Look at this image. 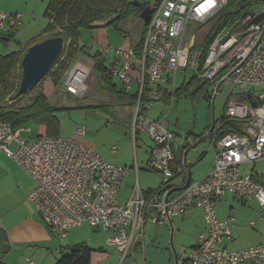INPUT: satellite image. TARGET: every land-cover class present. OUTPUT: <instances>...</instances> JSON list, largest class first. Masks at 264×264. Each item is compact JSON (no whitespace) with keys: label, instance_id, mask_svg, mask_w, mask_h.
<instances>
[{"label":"built area","instance_id":"2783aa9c","mask_svg":"<svg viewBox=\"0 0 264 264\" xmlns=\"http://www.w3.org/2000/svg\"><path fill=\"white\" fill-rule=\"evenodd\" d=\"M229 1L159 0L140 46L99 49L105 76L117 78L127 93L136 87L130 136L135 150L139 133H147L153 140L149 166L162 175L158 189L144 193L137 185L136 195L120 203L119 192L131 171L138 172V163L116 164L83 142L81 136L88 130L85 124L79 125L71 137L41 134L32 140L22 135L23 129L30 128H14L0 119V149L33 178L35 185L27 199L46 224L57 228L61 240L72 228L88 223L112 232L108 241L120 250L121 262L132 257L133 263L139 264L134 253L143 241L146 224L161 220L170 223L172 217L196 207L203 211L206 229L198 234L197 245L190 250L191 264H264V243L240 249L225 244L233 238L236 215L229 209L227 216L220 218L217 211L219 200L231 194L243 201L256 199L259 218L264 219V173L242 172L244 164L264 160V18L253 23L256 16L264 14V4L249 12L239 28L218 33L208 49L182 46L189 21L204 23ZM23 17L21 12L0 9V42L7 50L12 42L10 35L14 27L23 24ZM110 51L112 56L108 55ZM179 70H192L191 79L209 83L212 101L225 83L242 90L239 97L230 92L225 113L244 121L243 132L218 138L220 125L215 124L206 133L212 136L216 148L212 170L195 180L190 178L187 159L175 155V134L166 115L152 118L148 114L162 100L165 85L172 93L167 104L174 106ZM91 74V66L77 56L63 73L62 91L85 97ZM11 143H16V148H11ZM118 149L114 145L109 152L116 154ZM178 177L181 180L175 181ZM27 264L34 261L27 258Z\"/></svg>","mask_w":264,"mask_h":264},{"label":"rangeland","instance_id":"374dc122","mask_svg":"<svg viewBox=\"0 0 264 264\" xmlns=\"http://www.w3.org/2000/svg\"><path fill=\"white\" fill-rule=\"evenodd\" d=\"M22 9L24 10V6L22 7ZM21 13L24 14V24L21 25L20 28L23 26L26 27L27 24H25V22L28 16L30 15V13H27L26 11H21ZM219 14L220 13H218L214 18L204 23L189 21L186 38L182 44L184 49H188L191 47L193 49L197 46L205 47V41L212 28L213 20L216 19ZM248 14L249 12L245 13L237 21L236 26L227 29H236L239 28L240 25L245 24V19H247ZM118 26L123 29L124 32L118 29L115 24L102 25L97 27L104 28V30L110 31V47H118V44L120 47L122 45V41L125 40V38H130L129 41H140L141 37L144 34V29H146V22L142 18L141 14H139L138 12H133L129 16L121 20ZM43 28L44 27H40L37 31L28 30L27 33L23 32V34H20V36L18 33V40L20 39L22 42H25L28 38L34 35L41 34L43 32ZM20 30L21 29H19L18 31ZM56 31L59 30L56 29ZM88 32L89 30L87 29L83 30L80 40H82L84 44L92 45L93 43H90L92 39L89 38L88 35H86V33ZM13 35L14 32L10 35L11 39L13 38ZM49 36V33H47L46 37ZM80 44L81 43L78 42L79 47H86ZM0 47L3 53L19 49V45L16 43L15 40H12L11 46L9 48L10 50H7V47L2 44V42H0ZM26 50L27 47H25L22 53ZM82 56L84 55H81L80 58L84 59L87 64H92L91 58L85 59ZM19 72V77H21V66ZM193 75L194 73L192 70H187V72L184 70H179L176 75L177 85L180 86L185 79V81H190ZM41 81L42 84H40L41 82L38 83L32 90L23 94V105L30 104L34 99H36L39 92L41 91V88L42 90L44 88V91L46 90L45 93L47 95L49 94V96L52 97L53 104L59 105L60 107H64V109L61 110L60 113H58V117L61 121V136L71 137L70 135L73 133V131H75L77 126L85 124L88 127V133L86 134L84 139L88 140L93 146H95L100 154H106L112 146L118 145L120 147L118 156L116 158L118 162L123 164L127 163L129 165L132 163L134 156L133 147L131 143L132 138L130 136L132 129V120L129 119V116L133 114V106L129 103V101L123 103L120 101L122 98H126L124 97V95H122V98L120 95L119 100V94L115 92H110L106 88V84L102 79V74H97L95 70L94 72L92 70V74L89 79V90L86 94V97L78 99H74L66 93L62 96L60 93V88H57V84L54 82L53 79L48 76L43 78V80ZM113 82L118 86V89L121 90V82L117 78H114ZM198 84L192 85L185 93L175 97L174 106L172 108H170L169 104H164L163 102L158 101L155 105V109L153 111L151 110L148 113L149 116L155 118L160 114V110L163 109L162 114L166 115L167 120L169 122L170 130H176L178 132L181 130H192L198 135H203L205 131L210 128L214 119L219 120L221 118L222 114L225 111V106L229 98L230 91L233 92V97H239L242 90L238 86H234L232 83H225L219 89L213 102L211 99L207 98V90L205 88L201 92H199L197 96L193 95V92L197 88L203 87L205 83L200 82ZM60 86L61 84H59V87ZM135 89L136 87L134 88L133 93ZM240 99L243 98L240 97ZM87 103H96L98 107L95 108L93 106H85V104ZM25 127L31 128L34 131L33 134H37L40 125L34 121H30L25 125ZM24 134L28 135L29 137L33 136V134L27 132H24ZM138 137V156L140 158L141 165H143V168H146L144 163L148 155L145 152L144 148L148 149L150 146H153L154 143L149 137V135H146L144 133H139ZM142 139L145 143V145L143 146H141L140 144V140ZM211 141L212 139L210 138V136H207L206 138L201 139L200 143L196 148L191 149L189 151L188 159L192 164V173L194 179H197L196 171L200 168L203 169V167L207 165L208 160H212L215 155V148L211 147ZM173 144L176 150H179V146L181 145V143L176 138H174ZM141 147H143V149H141ZM202 155H204V157L199 160ZM242 172L245 174H255L258 172L264 173V160L258 161L257 163L244 164L242 167ZM140 178L141 186L143 188H158L159 183L162 182V175L154 170L152 171L151 169H141ZM134 179L135 177L133 175L126 178V191H129L130 187L134 183ZM221 199L217 204L218 214L220 215L225 212L227 213V211L231 209L234 215H236L237 217V226H240L239 230H236V237L238 238V240L235 242V244H232V247L237 248V246L239 245L250 246L252 245L250 243L262 241V237H264V219H261V221L263 222H258V225L255 229L250 228L249 226V222L251 221V219L258 221V202L251 200H249L248 202H242L238 198L234 199L231 195L222 197ZM230 206H232V208H230ZM253 212L254 214H251ZM202 216V213L199 212L198 215L195 216V218L190 221L187 220L184 222H182V218H174V226L176 229L175 234H173L172 237V243L171 232L166 222H161L160 224H158V227L151 224L148 225L149 231L152 230V232H150L151 236H153L152 241L154 240L150 244V246L158 247L157 253L161 256L162 260L164 259V264L167 255H171L168 264H176L175 253L179 256V259L182 255H188L190 253L192 245L191 242L196 239L195 234H197L194 231V228H196V226L200 224H203ZM85 226L91 229V231L94 230L93 233L97 235L107 234L106 232L100 231L97 228H90L88 224H85ZM63 252L66 253L67 250L64 249ZM55 254L57 255V253ZM59 256L60 253L57 257ZM126 260L124 264H129L128 260L131 264V257L127 258Z\"/></svg>","mask_w":264,"mask_h":264},{"label":"crops","instance_id":"0c3cea01","mask_svg":"<svg viewBox=\"0 0 264 264\" xmlns=\"http://www.w3.org/2000/svg\"><path fill=\"white\" fill-rule=\"evenodd\" d=\"M50 2L51 0H0L1 10L9 11L11 13H16V12H21V11H26L27 13L28 12L30 13V15L28 16L25 22V24H27L26 27L23 26L24 28L23 27L20 28V26L24 24V21H23V24H21L20 26L14 27L15 29H13L14 35H13L12 40H15L16 43L19 45V49L17 51L29 45L33 39L40 40L46 37V34H47L46 29H47V25L49 22L48 18L46 17V14L49 11ZM22 4L24 6V10L22 9L23 7ZM40 27H44L43 32H42L43 34L41 33L42 35L33 34L34 36L28 38L25 42L24 41L22 42L20 39L18 40V37H17L18 33L20 36V34L22 35L23 32L27 33L28 30L37 31ZM18 28L21 30L18 31L19 30ZM87 30H89V32L86 33V35H88V37L92 39L90 43H93V44L92 45L84 44L83 41L79 39V42L82 45L87 47V48L85 47V50L81 52L80 56L78 55L79 58L81 57V55H84L82 57H84L85 59L90 58L91 54H94L96 51H99L101 47L110 46L109 45L110 43V31L109 30H104V28H95V29H87ZM129 39L130 38H125V40L122 41L121 43L122 45L120 47H129L132 45H136L140 42V41L134 42L131 40L129 41ZM117 46L119 47V44ZM111 48H114V47L112 46ZM112 53L113 52L110 51L108 55L112 56L113 55ZM91 60H92V64H94V60L92 58ZM92 64H89L91 68H92ZM96 73L102 74L98 72ZM48 77L53 79L51 76H48ZM185 80L180 86L176 85V90L174 92L175 97H177L176 96L177 90L180 92L182 87L186 86L187 82H189ZM54 82L57 84V88H60L61 95L62 96L65 95V93L62 91V87L61 86L59 87V84H61V80L59 82H56L54 80ZM168 87H169L168 85H165L163 88V98L161 102H163L164 104H167V101L172 94L171 91L168 90ZM114 88L115 89H110V88H107V89L110 92H115L119 94L118 96L119 100H120V95H121V98L123 97L122 95H124V97L126 98H122L120 101L122 103L129 101V103L132 104L133 106L134 102H132L130 99L133 91L128 92V93L124 92L122 91V88L121 90H119L117 85ZM45 91L43 88V92L47 96L49 103L53 106L60 107L59 105L52 103V97H50L49 94L47 95ZM71 97L74 99H78V97H75V96H71ZM85 106H97V105L96 103H87L85 104ZM77 107H80V106H77ZM155 107L152 109V111L155 109ZM162 111L163 109L160 110V114L157 117L161 115ZM129 119L132 120V115L129 116ZM38 124L40 125V127H39L37 134H33L34 131L30 128V130L23 129L22 135L24 137H27L33 140V139L38 138L41 134H47L48 132L47 126L43 123H38ZM23 127L25 128V125H23ZM60 131H61V124H60V129H59V135H60ZM172 131L175 134L174 138H176L181 143V145L179 146V150H176L173 144V149H174L176 157L181 158L183 156L185 157L184 152L188 148L191 147L190 150L196 148L198 144L200 143L201 139H204L207 137L206 133L210 131V128L207 129L203 135H198L192 130H181L179 132L176 130H172ZM24 132L31 133L33 134V136L29 137L28 135H25ZM74 132L75 131H73V133L70 136H72ZM87 133H88V130L86 134ZM86 134L81 136V140L85 142L86 144L93 146L88 140L84 139ZM144 134L148 135L147 133H144ZM210 138L212 139V136H210ZM185 142L187 144H185ZM131 143L133 147L134 156H133L132 163L130 165L134 164V162L138 163L139 170L138 172L133 170L127 176V177H130L131 175H133L135 177L134 183L130 187L129 191H126L125 189L126 186H124V188L120 190L118 198H119L120 203L122 204L125 203L130 197L136 195L137 185H139L142 192L149 193L151 191L158 189L162 184V182H160L158 185L159 186L158 188L156 187L155 188H152V187L143 188L141 186V178H140L141 169H144V170L151 169L149 166V162H150L151 148L153 146H150L148 149L144 148L148 157L144 163L146 168H143V165H141V161L138 156L139 140H138L136 150L134 149L132 141ZM140 144L141 146L145 145L143 139L140 140ZM195 145L196 147H193ZM16 146H17L16 143H11L10 145V147L13 149L16 148ZM93 147L96 148L95 146ZM211 147L215 148V145H212V141H211ZM141 149H143V147H141ZM119 150L120 149H118V152L116 154H111L109 150L106 154L103 153V156H105L107 159H109L110 161L116 164L129 165L127 163L123 164V163L118 162L116 158L118 156ZM215 151H216V148H215ZM188 155H189V152H188ZM188 155L185 158L187 159L188 164L190 166V178L194 179L193 173H192V164L190 163V160L188 159ZM203 157L204 155H202L199 160H201ZM213 160H214V157L212 160H208L207 165H205L203 169L200 168L199 170L196 171L197 179L206 176L212 170ZM180 180H181V177H178L176 178L175 181H180ZM34 185H35V181L29 175V173L21 165H19L14 159L9 157L4 150L0 149V226L6 230L8 239H9L8 242L10 245L8 252L3 253V256H2V260L6 264H27V258H31L34 261V264H55L58 259L57 256L61 251H63L64 249L68 251L69 247L80 244V243H87L92 248L90 264H124L127 261L126 260L127 258H126L125 259L126 261L124 260L121 262L120 250L118 249L116 245L109 243L108 240L112 236V232L97 228L98 230L104 231L107 233L105 235H101V234L97 235L93 233L94 230L91 231V229L85 226V224H88V223H84L81 226L72 228L68 232L67 237L61 240L56 234L57 228L46 224L42 220L40 213L35 207V205L27 199V194L30 191V189L34 187ZM231 196H233L234 199L238 198L234 195H231ZM248 201H242V202H248ZM251 201H257V200L251 199ZM230 208H232V206H230ZM199 212H201L203 215V211L201 209L196 208V207H191L186 213L172 217L170 219V223L164 220H161L158 223H151V222L147 223L145 226V230H144L143 241L136 248L135 253H134V259L137 260L139 264H164V259L162 260L161 256L157 253L158 247L150 246V244L154 240L152 241L153 236H151V233H150L152 232V230L149 231L148 225L151 224V225L158 227V224H160L161 222L163 221L166 222L171 232V243H172V237H173V234H175V229H176L174 226V218H182V222L187 221V220L190 221L193 218H195V216H197ZM227 214H228V211L227 213L225 212L220 215L218 214V216L220 218H225ZM251 214H254V212ZM202 217H203V224H200L196 226V228H194V231L197 234H195L196 239L191 242L192 244L191 248L197 245L198 234L206 229L204 215ZM251 221L255 222L253 226L250 225ZM251 221L249 222V226L250 228H253V229L257 227L258 222H263L261 221L259 217H258V221L254 219L253 220L251 219ZM88 226H90V228H96V227L91 226L90 224H88ZM239 227L237 226V217H236L235 225L233 227V238L225 242V244L229 248L240 249V248L248 246V245H245V246L239 245L237 246V248L232 247V244H235V242L238 240V238L236 237V230L238 231ZM260 243H264V237H262V241H258V242L250 243V244L254 245V244H260ZM55 253H57V255ZM178 257L179 256L177 255L178 264H184L185 260L189 258V254L182 255L180 259ZM170 258H171V255H167L165 259V264L166 263L168 264V261ZM128 263L130 264L129 260H128ZM131 264H134L133 258H132Z\"/></svg>","mask_w":264,"mask_h":264},{"label":"trees","instance_id":"16d2710c","mask_svg":"<svg viewBox=\"0 0 264 264\" xmlns=\"http://www.w3.org/2000/svg\"><path fill=\"white\" fill-rule=\"evenodd\" d=\"M158 1L159 0H51L49 11L46 14L49 20L46 32L49 33L50 36H63L65 38V46L61 56L45 77L51 76L56 82L61 80L63 72L69 66L70 62L85 50V47H79L78 45L83 30L95 29L102 25L115 24L118 29L124 32V30L118 26L121 20L133 12L141 14L146 6H154ZM260 4H264V0H230L217 18L213 20L212 28L205 41V49H208L218 33L227 28L236 26L237 21L245 13L253 11ZM57 28H60V30L56 31ZM145 30L146 29H144V32ZM37 41L38 39H33L31 43L26 46L27 49ZM141 42L142 39L136 45L140 46ZM24 49L25 47L19 51L16 50L7 53L0 52V119L12 123L14 128L26 125L30 121L43 123L47 126L48 135H59L61 123L58 113L63 110V107L51 105L42 88L36 99L28 105L22 104L23 95H17L22 78V76L19 77L21 61L27 51L22 53ZM90 58L94 60L92 69L95 70V72L102 73V79L106 84V88L115 89L114 87L116 85L113 80L108 79L103 73L104 58L100 51L91 54ZM198 83L200 82L191 79L187 82L186 86L182 87L180 92L177 90L176 96L185 93L192 85ZM204 88L207 90V98L209 99V83H205L203 87L197 88L193 92V95L197 96ZM122 91L124 90L122 89ZM130 99L132 102L136 100L133 93ZM93 107L97 108L98 106ZM216 124L220 125L217 132L218 138L230 132L242 133L244 128L243 120L232 118L227 115L225 111L221 118L216 120ZM8 241L6 230L0 226V264H6L2 261V256L4 245L9 243ZM91 253L92 248L87 243H80L69 247L66 253L61 251L55 264H90ZM184 264H191L190 259L188 258L185 260Z\"/></svg>","mask_w":264,"mask_h":264},{"label":"water","instance_id":"95a60500","mask_svg":"<svg viewBox=\"0 0 264 264\" xmlns=\"http://www.w3.org/2000/svg\"><path fill=\"white\" fill-rule=\"evenodd\" d=\"M153 11L154 6L152 5L146 6L142 10L141 16L146 23L149 22ZM263 18L264 14H259L253 20V23H259ZM64 46L65 38L58 35L46 37L28 47L21 61L22 78L17 91L18 96L32 90L41 80H43L61 56ZM215 124L216 120L214 119L210 130L215 127ZM185 144L187 143L185 142ZM193 147H196V145ZM190 148L184 152L185 157H187ZM9 247V243H6L3 248V253L8 252ZM175 258L176 264H178L176 253Z\"/></svg>","mask_w":264,"mask_h":264}]
</instances>
